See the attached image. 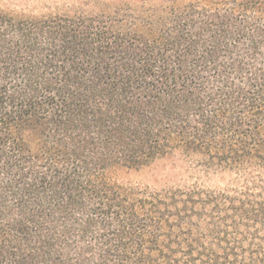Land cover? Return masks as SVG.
<instances>
[{
	"label": "trees",
	"instance_id": "trees-1",
	"mask_svg": "<svg viewBox=\"0 0 264 264\" xmlns=\"http://www.w3.org/2000/svg\"><path fill=\"white\" fill-rule=\"evenodd\" d=\"M85 6L0 9V264H264V0Z\"/></svg>",
	"mask_w": 264,
	"mask_h": 264
},
{
	"label": "rangeland",
	"instance_id": "rangeland-1",
	"mask_svg": "<svg viewBox=\"0 0 264 264\" xmlns=\"http://www.w3.org/2000/svg\"><path fill=\"white\" fill-rule=\"evenodd\" d=\"M91 0H0V9L11 12H22L24 14L42 15L48 13H72L74 11H91L87 8ZM106 3L113 0H101ZM172 160H161L149 167L137 171H128L126 180L133 183L161 185L165 181L174 178Z\"/></svg>",
	"mask_w": 264,
	"mask_h": 264
}]
</instances>
